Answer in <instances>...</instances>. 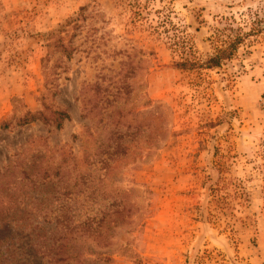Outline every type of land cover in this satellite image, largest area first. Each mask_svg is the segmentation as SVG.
<instances>
[{
  "label": "rangeland",
  "instance_id": "obj_1",
  "mask_svg": "<svg viewBox=\"0 0 264 264\" xmlns=\"http://www.w3.org/2000/svg\"><path fill=\"white\" fill-rule=\"evenodd\" d=\"M81 7L76 30L60 34L74 48L67 59L46 35ZM235 32L248 36L219 68L175 66L203 62ZM103 77H125L132 91L84 117L80 90ZM47 79V107L70 120L0 130V264L28 259L39 234L50 237L51 212L68 204L52 151L92 152L116 125L127 143V108L154 115L138 119L147 128L138 143L152 148L113 178L138 210L89 247L112 264L249 260L264 233V0H0V123L38 111Z\"/></svg>",
  "mask_w": 264,
  "mask_h": 264
},
{
  "label": "trees",
  "instance_id": "obj_2",
  "mask_svg": "<svg viewBox=\"0 0 264 264\" xmlns=\"http://www.w3.org/2000/svg\"><path fill=\"white\" fill-rule=\"evenodd\" d=\"M86 7L80 8V13L76 17L69 18L65 25L58 31L46 35L47 40H53L51 47L53 52L70 59L74 48L70 40L65 42L60 34L71 27L75 31L78 27L79 19L85 17ZM262 22V21H261ZM259 24V23H258ZM74 35V34H72ZM71 35V37H72ZM236 32L232 35L228 43L223 48L215 49L214 53L203 62H193L185 60L182 63H176L178 69L188 70L194 67L204 69L219 68L224 61L230 60L236 53L240 44L243 43L244 37ZM134 69L131 68L132 72ZM55 73V72H54ZM55 79H47L44 83V91L40 97L41 108L36 112L26 111L19 117L12 116L8 122L0 123V130H6L11 126H25L36 121L47 123L50 115L53 117L55 128L59 130L64 120L69 121V115L62 110L50 109L47 107V97L55 90ZM132 83L127 79L121 78L114 80L110 77H103L99 83L86 85L81 88L79 99L82 104L84 117L96 116L93 109H98V104H111L109 98H119L125 93L128 95L132 91ZM88 93L94 95L97 102L91 107V99ZM153 114L135 113L132 108H127V143L122 140L121 132L116 125L109 134L105 142L97 143L92 146V152L87 151L83 145V152L80 156L65 153L64 150L58 149L52 151L59 154L60 158L53 165L52 176L61 182L62 196L67 198L68 204L58 205L51 212L50 221L52 226L49 230L50 237L41 233L38 236L36 245L32 246L33 253H30L28 259L22 264H112L109 254L103 256L100 252L94 251L89 247L100 246L108 242L114 234V230L123 224V216L127 211L134 215L138 210L136 203L130 202V197L114 185L113 178L121 168V163L127 160V167L134 166L136 161L142 156L144 149H151V142L139 144L138 141L143 139L147 128L144 126V119L138 120L139 117H152ZM160 116V115H158ZM161 117V116H160ZM88 138L96 137L95 130L90 132L86 128ZM77 138V137H75ZM126 163V162H125ZM27 179L31 177L27 172H23ZM46 175V170L43 171ZM57 200L59 197H57ZM80 203L82 208H86L95 203L102 204L101 207L93 210L77 208L72 202ZM128 201V203H127ZM128 206V209H127ZM125 224V223H124ZM131 225L132 223L129 222ZM3 247V241L0 239V254ZM11 264V262H9Z\"/></svg>",
  "mask_w": 264,
  "mask_h": 264
},
{
  "label": "crops",
  "instance_id": "obj_3",
  "mask_svg": "<svg viewBox=\"0 0 264 264\" xmlns=\"http://www.w3.org/2000/svg\"><path fill=\"white\" fill-rule=\"evenodd\" d=\"M257 241V248L247 251L245 257L249 260H245L244 264H264V233L259 235Z\"/></svg>",
  "mask_w": 264,
  "mask_h": 264
}]
</instances>
